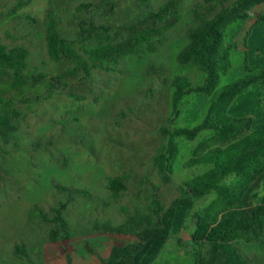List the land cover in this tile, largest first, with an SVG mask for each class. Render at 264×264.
I'll return each instance as SVG.
<instances>
[{"label":"rangeland","instance_id":"374dc122","mask_svg":"<svg viewBox=\"0 0 264 264\" xmlns=\"http://www.w3.org/2000/svg\"><path fill=\"white\" fill-rule=\"evenodd\" d=\"M171 1L174 6L164 12L159 22L160 27L170 22L171 26L140 51L123 58L112 71L93 70L88 80H82V76L70 78L73 65L49 53L47 29L52 15L60 36L75 41L80 54L87 57L90 49L121 42L128 35L126 27ZM84 3H94L97 8L92 13L81 11ZM222 3L0 0V46L8 51L15 47L29 51L26 83L42 75L47 79L67 75L69 82L67 88H59L48 99L32 98L29 105L17 102L12 107L18 112L14 121L19 129L8 143L0 140V264H67L68 257L71 264H102L113 247L139 242L137 236L109 230L130 229L138 222V230L148 227L145 217L149 216L153 195L157 194L163 207L169 208L181 196V185L211 169L188 164L210 132L194 141L178 139L180 152L168 184L157 177L153 159L167 143L162 131L193 128L207 115L210 97L192 93L183 98L180 114L171 122L172 82L177 77H187L193 86L205 83L206 73L193 63H183L180 53L204 19L213 18L229 5ZM263 12L264 4L251 10L248 21L232 24L226 30V40L233 48L232 67L221 86L244 78L246 62L250 66L261 62L264 25L257 24V18ZM87 20L107 30L83 42L79 24ZM11 74L0 72V89L9 98L19 92L11 91ZM44 88L30 89L28 93L42 96ZM229 114L248 118L250 130L264 124V91L260 85L239 96ZM112 178H120L125 187L118 196L110 190ZM255 191L258 196L245 201L247 192L239 204L219 218L242 217L264 206V176L256 183ZM215 197L195 203L181 200L168 239L147 243L135 264H223L215 259L213 243L192 238L197 215ZM62 203L68 205L64 217L71 238L53 243L49 219L54 217L53 209ZM17 247H22L26 256L19 255ZM239 249L249 264H264L261 245L243 244Z\"/></svg>","mask_w":264,"mask_h":264},{"label":"trees","instance_id":"16d2710c","mask_svg":"<svg viewBox=\"0 0 264 264\" xmlns=\"http://www.w3.org/2000/svg\"><path fill=\"white\" fill-rule=\"evenodd\" d=\"M141 1L145 5L149 2ZM220 1L229 2V5L223 7L213 18L204 19L191 32L188 45L180 53L183 63H193L206 73L205 83L193 86L187 77H177L172 82L174 98L171 122L179 116V106L183 98L192 93H202L210 97L207 115L203 122L193 128L162 131L167 137V143L153 159L157 177L168 184L180 152L178 139L194 141L202 134L210 132V136L196 149L188 164L190 167L211 166V169L181 185V196L169 208L165 209L158 195H153L149 216L145 217L150 224L148 227L138 230V222L131 225L130 229L109 230L110 233L119 235L137 236L139 242L113 247L109 258L103 260L102 264H135L136 257L147 243L168 239L181 200L195 203L212 195H216L215 199L196 217L193 240L213 243L215 259L223 264H249V259L239 249L243 244H259L264 247V206L242 217L219 218L225 211L239 204L258 179L264 176V124L250 130L248 118H234L229 114L231 105L252 86L260 85L261 91H264V55L255 66H250L248 62L244 64V72L247 73L244 78L225 86L220 85L232 67L233 48L226 40V30L232 24L240 25L248 21L251 10L263 5L264 0ZM172 6L173 1L158 12H147L137 24L125 28L128 35L121 42L90 49L87 57L80 54L75 41H66L60 36L56 17L52 15L47 29L49 53L56 59L67 60L73 65L70 78L82 76V80H88L93 70L112 71L123 58L137 53L144 44L171 26L170 22L169 26L160 27L159 22L163 19L164 12H169ZM95 8L97 7L94 3L80 6V10L87 13H92ZM257 24H264V12L258 16ZM79 27L83 42L98 31L107 30L90 20L82 21ZM28 58L27 49L15 47L8 51L0 46V69L2 72H12L9 76L12 79L11 91L20 92L9 98L0 89V140L7 143L19 129L14 121L18 112L12 108L17 102L29 105L32 98L38 101L40 98L48 99L59 88L69 86L67 75L50 79L44 75L34 76L30 83H26L29 76H25L24 71ZM40 86L45 87L42 96L32 97L33 94L28 93V90L38 89ZM109 187L114 196H118L125 188L120 178L110 179ZM67 206L66 203L57 206L53 209L54 217L49 219L53 225L50 233V241L53 243L71 238L68 221L64 217ZM17 253L22 256L27 254L22 247H17ZM67 261V264L72 263L70 257Z\"/></svg>","mask_w":264,"mask_h":264},{"label":"crops","instance_id":"0c3cea01","mask_svg":"<svg viewBox=\"0 0 264 264\" xmlns=\"http://www.w3.org/2000/svg\"><path fill=\"white\" fill-rule=\"evenodd\" d=\"M262 25H264V24H262ZM237 101V100H236ZM235 101V102H236ZM260 179V178H259ZM258 179V180H259ZM258 182V181H257ZM256 182V183H257ZM256 183L251 187V189L248 191V193H247V195H246V197H245V201H248L249 199H253L254 197H256V196H258L259 195V193H258V191H255V185H256ZM251 196L253 197V198H251ZM259 208V206L257 207V208H255L252 212H254L255 210H257ZM252 212H250V213H252Z\"/></svg>","mask_w":264,"mask_h":264}]
</instances>
